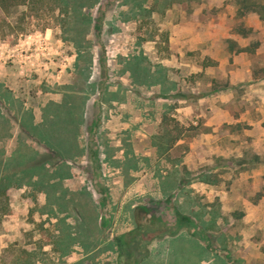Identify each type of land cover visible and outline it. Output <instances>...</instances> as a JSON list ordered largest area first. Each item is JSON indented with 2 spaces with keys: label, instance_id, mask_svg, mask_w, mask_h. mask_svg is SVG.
<instances>
[{
  "label": "rangeland",
  "instance_id": "374dc122",
  "mask_svg": "<svg viewBox=\"0 0 264 264\" xmlns=\"http://www.w3.org/2000/svg\"><path fill=\"white\" fill-rule=\"evenodd\" d=\"M166 104L185 130L162 157ZM0 162L30 180L7 192L0 264H118L135 206L189 218L212 255L184 230L134 264H264V23L233 0L0 5Z\"/></svg>",
  "mask_w": 264,
  "mask_h": 264
},
{
  "label": "trees",
  "instance_id": "16d2710c",
  "mask_svg": "<svg viewBox=\"0 0 264 264\" xmlns=\"http://www.w3.org/2000/svg\"><path fill=\"white\" fill-rule=\"evenodd\" d=\"M236 7H237V15L239 17H244L250 12L256 13L260 20L264 23V0H233ZM41 3L42 0H0V5L4 9H8L14 6L26 5V4H35ZM64 3V4H63ZM60 5H69L66 1H60ZM237 33L240 35H246V31L243 29L238 28ZM230 43V51H234L237 48V53H254L255 49L260 45L256 43L249 47L245 48H238L237 44L234 41L229 40ZM167 108L166 113H164L163 118L161 120V125L164 127V131L162 134L154 135L152 138V143L157 149V153L160 156H166L169 152L172 151L174 146L178 143V141L183 139V133L185 128L180 124L177 120H172L175 124L172 127L170 119L168 118V113L173 111L172 106L168 104L164 105ZM256 157V156H255ZM254 157V158H255ZM257 159V157H256ZM99 162V160H97ZM35 165L30 166V170H37L41 165H38V161H34ZM49 159L44 160L43 164H47ZM3 164L0 162V165ZM6 164H3L7 166ZM20 166L27 165L26 162H20ZM200 181L202 182H215L211 176H201ZM94 180H97V178ZM17 181V182H15ZM30 180L27 178L22 177L18 180L15 178H11L10 176L7 177H0V215H5L7 213V206H8V195L7 192L10 187L18 185L22 186L23 183L29 184ZM99 189V192H102V203L105 205L107 202L108 195L106 194V190H104V185L100 181L94 182ZM101 187V188H99ZM149 215L145 218L144 222H140L138 217V210H136V226L133 231H131V237L129 240H122L117 239V245L119 248V262L118 264H134L136 263L137 259L140 256H144L146 254V245L155 238H161L163 236H176L180 232L186 230L191 235L198 237L199 239L206 242V246L209 250H212L211 244H209V240L207 236L200 231L199 226L193 223L189 218L184 216H176L175 220L171 224L170 221H164L158 218L156 220L154 217ZM244 213L242 211H236L233 213V216L236 220H241L244 217ZM141 219V218H140ZM226 258L229 259V256L226 255Z\"/></svg>",
  "mask_w": 264,
  "mask_h": 264
},
{
  "label": "crops",
  "instance_id": "0c3cea01",
  "mask_svg": "<svg viewBox=\"0 0 264 264\" xmlns=\"http://www.w3.org/2000/svg\"><path fill=\"white\" fill-rule=\"evenodd\" d=\"M80 90H83L82 88L80 89ZM183 141V139L182 140H180V141H178V143L174 146V148L173 149H175V148H177V147H179V146H181V143L180 142H182ZM100 146V145H99ZM97 147H98V145H97ZM124 146L122 145V146H120L119 148V151H120V154H122L123 153V151H124V148H123ZM156 149V148H155ZM172 149V150H173ZM156 153H157V149H156ZM106 154H108V156L106 155V157H107V159L109 158V161L110 160H115L116 159V157H115V155H111V153H109L108 152V150H107V152H106ZM119 158H121V157H119ZM100 159V161L102 162V160H101V158H99ZM104 179V178H102V176H98V175H94L93 176V179ZM105 189L104 190H106V194L108 195V198H107V202H106V204L104 205V207H103V210H107L108 208H109V204L111 203V199H110V195H112L113 193H111V191H110V188L108 187V186H105L104 187ZM97 194L98 195H102V192L100 193V192H97ZM95 200V202L97 203L98 201H99V199H97V198H95L94 199ZM108 207V208H107ZM131 212L132 213H134L133 214V216L134 217H136V206L134 207V212L131 210ZM136 225V222H135V224H134V226ZM133 229H134V227L133 228H130V231H133ZM183 232V231H182ZM188 232V231H187ZM189 233V232H188ZM181 234V232L178 234V235H180ZM190 234V233H189ZM191 235V234H190ZM177 236V235H176ZM182 236H184L183 234H182ZM193 238H197V239H199L198 237H195V236H193V235H191ZM201 242H203V243H205L203 240H201V239H199ZM202 244V243H201ZM206 244V243H205ZM205 247V246H204ZM207 247V246H206ZM155 249H157V247L156 246H154V247H151L150 248V252H152V253H154L155 252ZM206 249V248H205ZM208 249V248H207ZM208 253L209 254H211L212 255V253L209 251V249H208Z\"/></svg>",
  "mask_w": 264,
  "mask_h": 264
}]
</instances>
